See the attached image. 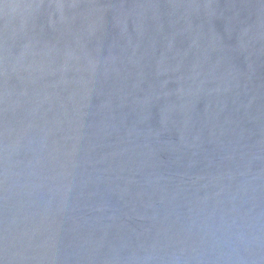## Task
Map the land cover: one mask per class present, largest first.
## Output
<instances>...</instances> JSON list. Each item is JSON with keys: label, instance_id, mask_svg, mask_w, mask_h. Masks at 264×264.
Masks as SVG:
<instances>
[{"label": "water", "instance_id": "water-1", "mask_svg": "<svg viewBox=\"0 0 264 264\" xmlns=\"http://www.w3.org/2000/svg\"><path fill=\"white\" fill-rule=\"evenodd\" d=\"M0 264H264V0H0Z\"/></svg>", "mask_w": 264, "mask_h": 264}]
</instances>
